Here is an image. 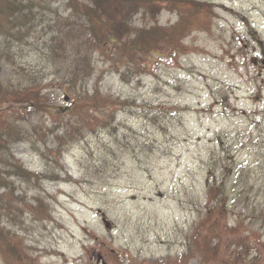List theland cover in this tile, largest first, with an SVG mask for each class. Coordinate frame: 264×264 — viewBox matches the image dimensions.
<instances>
[{
  "label": "rangeland",
  "instance_id": "374dc122",
  "mask_svg": "<svg viewBox=\"0 0 264 264\" xmlns=\"http://www.w3.org/2000/svg\"><path fill=\"white\" fill-rule=\"evenodd\" d=\"M202 1L210 13L184 47L162 48L141 75L123 79L96 58L87 88L104 71L102 92L121 101L116 121L71 144L58 179L16 183L20 204L0 188V204L18 208L3 226L34 264H201L189 253L193 236L217 247L207 264H264V0ZM176 19L162 10V24ZM42 54L28 49L24 62L46 76V104L60 110L62 74ZM26 120L51 118L36 110ZM12 153L30 171L46 168L26 142ZM217 191L225 195L210 204Z\"/></svg>",
  "mask_w": 264,
  "mask_h": 264
},
{
  "label": "trees",
  "instance_id": "16d2710c",
  "mask_svg": "<svg viewBox=\"0 0 264 264\" xmlns=\"http://www.w3.org/2000/svg\"><path fill=\"white\" fill-rule=\"evenodd\" d=\"M163 9L174 12L176 21L162 24ZM203 13L210 9L202 0H0V61L10 71L3 75L0 68V188L20 204L25 198L15 195L16 183L37 186L44 178L58 179L64 172V151L71 144L114 125L121 101L102 92L99 83L104 71L87 88L97 74L96 58L109 63L123 79L141 75L147 62L164 57L162 48L184 47L182 41ZM27 47L43 51L41 62L46 69L62 74L59 88L65 105H58L62 109L52 111L55 105L46 104L42 92L46 76L24 62ZM36 110L47 112L50 123H25ZM49 139L54 146L46 145ZM16 142L32 145L46 159L43 172L30 171L15 157L12 146ZM41 143L44 149L36 147ZM223 195L224 191L209 192L210 204H218ZM42 208L38 204L36 210ZM209 210L218 206L210 205ZM17 213L18 208L0 204V254L4 264H34L21 247V238L3 226V215L9 218ZM208 243V237L193 236L188 247L201 264L217 252V247L209 251Z\"/></svg>",
  "mask_w": 264,
  "mask_h": 264
}]
</instances>
